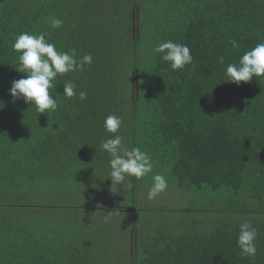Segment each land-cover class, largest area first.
I'll return each mask as SVG.
<instances>
[{"label": "trees", "instance_id": "obj_1", "mask_svg": "<svg viewBox=\"0 0 264 264\" xmlns=\"http://www.w3.org/2000/svg\"><path fill=\"white\" fill-rule=\"evenodd\" d=\"M24 32L47 33L77 63L93 57L53 81L50 114L10 95L27 78L13 50ZM166 40L187 45L192 63L171 70L154 52ZM258 43L264 0H0V264H264V78L226 77ZM66 81L87 98L64 96ZM111 114L123 145L153 163L115 195L100 148L116 135L104 128ZM155 174L168 184L156 199L176 205L145 210L159 220L131 257L140 189L147 196ZM244 222L258 233L254 258L237 246Z\"/></svg>", "mask_w": 264, "mask_h": 264}, {"label": "clouds", "instance_id": "obj_2", "mask_svg": "<svg viewBox=\"0 0 264 264\" xmlns=\"http://www.w3.org/2000/svg\"><path fill=\"white\" fill-rule=\"evenodd\" d=\"M53 29L63 25V21L55 15L48 18ZM47 33L29 34L24 32L17 36L13 43V50L17 52L18 64L16 69L20 73L27 74V78L13 81L10 95L14 99H23L26 104L35 108L37 113L50 114L58 107L57 100L50 94L54 87L53 81L61 75L69 72L83 70L84 65L92 64L91 54L84 55L77 63L75 52L58 51L54 43L48 42ZM234 48L239 44L236 40L230 41ZM154 52L160 55L163 62H167L170 69L178 71L191 64L193 57L190 49L185 44L166 40L159 42ZM220 64L224 63V57L218 58ZM226 77L229 82L240 85L249 83L252 78H264V43H258L251 50L246 51L238 63H230L226 68ZM64 96L73 98L78 96L80 100L87 98L86 91H76L77 85L71 81L64 83ZM122 120L115 114L108 115L104 120V128L107 133L116 134L101 142L100 148L106 151L111 159L109 161L112 184L109 191L118 194L121 185L129 177L141 179L153 172L151 157L139 147L131 149L123 145V138L117 134L122 127ZM78 156V155H77ZM119 186V187H118ZM127 187L131 189L133 184L128 180ZM168 184L161 174L152 175V185L147 193L149 200H154L167 190ZM105 217L107 223L111 214ZM257 230L248 222L239 225L237 246L240 255L246 258H254L257 255Z\"/></svg>", "mask_w": 264, "mask_h": 264}, {"label": "rangeland", "instance_id": "obj_3", "mask_svg": "<svg viewBox=\"0 0 264 264\" xmlns=\"http://www.w3.org/2000/svg\"><path fill=\"white\" fill-rule=\"evenodd\" d=\"M101 205L103 207H105L106 210H116V211L122 212V213H125V212L130 210V207L128 206L127 203L121 204V203H116L114 201L113 202L101 201ZM173 205L174 206L176 205V200L167 196V195L165 198L163 197L160 199L149 200L146 196L145 187L143 186L140 189V201L138 203L139 212L136 213V218H137V220H139L138 221L139 227H138V229H134V227H133L132 231L134 233V236L131 238L132 242H130V243L128 242V244L132 245L129 247L130 250L132 249V256L131 257H133L135 255L138 247L145 245L144 233H146L147 231H150L149 230L150 225L156 224L157 221L159 220L158 217H155L151 213L145 212V210L151 209V208H167V207H170ZM151 230H153V228H151ZM131 235H133V234H131ZM142 237H143V239L141 241ZM118 255L116 257L117 259H119Z\"/></svg>", "mask_w": 264, "mask_h": 264}]
</instances>
